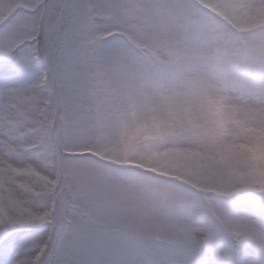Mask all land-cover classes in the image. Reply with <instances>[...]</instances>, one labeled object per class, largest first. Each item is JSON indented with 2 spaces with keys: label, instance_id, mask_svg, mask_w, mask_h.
Wrapping results in <instances>:
<instances>
[{
  "label": "snow or ice",
  "instance_id": "snow-or-ice-1",
  "mask_svg": "<svg viewBox=\"0 0 264 264\" xmlns=\"http://www.w3.org/2000/svg\"><path fill=\"white\" fill-rule=\"evenodd\" d=\"M0 264H264V0H0Z\"/></svg>",
  "mask_w": 264,
  "mask_h": 264
}]
</instances>
